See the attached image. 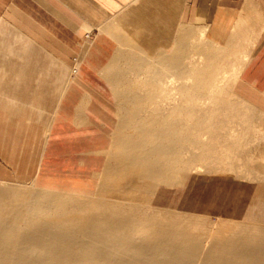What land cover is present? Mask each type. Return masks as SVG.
I'll list each match as a JSON object with an SVG mask.
<instances>
[{
  "label": "bare ground",
  "instance_id": "obj_1",
  "mask_svg": "<svg viewBox=\"0 0 264 264\" xmlns=\"http://www.w3.org/2000/svg\"><path fill=\"white\" fill-rule=\"evenodd\" d=\"M183 26L169 44L171 52L158 51L144 71L141 59L152 57L124 54L120 71L126 76L117 94L122 112L119 108L110 140L113 151L107 158V145L94 188L75 193L38 187L93 197L91 202L54 194L37 199L40 193L30 185L0 181V264H264V193L255 204L230 201L232 216L219 224L197 216L193 233L183 227L186 217L168 209L172 192L180 197L190 180H198L200 164H206L209 178L218 169H231L222 157L250 159L240 138L229 132L232 123L242 124V134L252 128V112L232 92L238 64L249 53L247 42H236L230 32L215 40L204 25ZM152 85L156 88L149 89ZM167 87L176 96L166 95ZM141 91L158 99L146 116ZM252 175L246 176L251 183L257 176ZM149 197L158 210L140 212L141 206L150 207ZM167 218L177 221L166 224Z\"/></svg>",
  "mask_w": 264,
  "mask_h": 264
},
{
  "label": "crops",
  "instance_id": "obj_2",
  "mask_svg": "<svg viewBox=\"0 0 264 264\" xmlns=\"http://www.w3.org/2000/svg\"><path fill=\"white\" fill-rule=\"evenodd\" d=\"M178 25L255 35L234 90L264 113V0H0V181L89 193L118 123L124 54L154 56Z\"/></svg>",
  "mask_w": 264,
  "mask_h": 264
},
{
  "label": "rangeland",
  "instance_id": "obj_3",
  "mask_svg": "<svg viewBox=\"0 0 264 264\" xmlns=\"http://www.w3.org/2000/svg\"><path fill=\"white\" fill-rule=\"evenodd\" d=\"M179 26H183V25H178V27ZM184 26H186V28L191 27L194 29L197 27V26H193V25H184ZM234 27L235 28H233L230 33L237 35V36L240 34L243 35L242 38L235 36V38H234L235 41L236 42H247L246 48L248 47L247 48L248 52H250V49H251V47L255 41V35H250V34L244 35V32L238 31V27L236 25ZM175 31H176V29L173 30L172 38L175 35ZM86 39H89V37H87ZM91 41H89L87 44H85L86 46H85L82 54H84L85 51L88 50V47H89ZM127 44L128 43H125V45H127ZM125 45L117 46L113 51H115L119 48H122ZM130 45L132 46V48L136 49L134 47V45H132V44H130ZM171 50H172V48H170L168 45V47H166L165 51L162 53H164V55H166V54L170 53ZM143 53H144V51H143ZM145 55L150 56V54H145ZM248 56H249V53H247L246 56H243V58L240 60V62L238 64L239 67H241V68L238 69V72L236 74V78L234 80L235 82L232 81L233 82L232 83L233 84L232 92L236 93V91L234 90V85H235L236 81L238 80V77H239L242 69L244 68V66L246 64ZM82 58L83 57H81V56L79 58H76L75 65L77 63H82ZM156 58L157 57L141 59L142 63L146 64V65H143V67H142L143 70L142 69L141 70L144 71V69L147 68L148 65L151 66L152 64H154V60H156ZM194 58L196 59L197 56H195ZM75 65L72 67V70H71V72L73 74H75L74 69L78 70L77 66H75ZM103 66L104 65H102L101 69L103 68ZM101 69H100V71H101ZM100 71H99V73H100ZM131 74L134 75L136 73L131 71ZM130 79H131V82L132 81L135 82L136 77L133 76ZM130 79H127V80L130 81ZM185 81H186V79H185ZM131 82H129V84L127 85L128 88L125 85L126 90L130 89L129 86L131 87ZM219 84H220V86H222L223 82H220ZM141 86H143V85L141 84ZM148 88L154 89L156 87H153V85H152V86H149ZM170 89H171L170 87H167V90H170ZM175 92L176 91L174 89H172V90L168 91L166 95H168V96L170 95L171 97H174V96H176ZM140 93H141V95H144V98H147L144 101V107H143L142 112H141L142 116H146L147 112L145 110L147 108H149V106H151L152 104H155L156 102H158L157 101L158 99H154L153 98L154 96H152V95L148 96L149 94L145 95L144 91H141ZM235 93H232V94L234 95ZM125 94H124V96H125ZM154 94H155V90H154ZM128 95H126L127 98L128 97L132 98V96H133V94H131L130 96H128ZM236 95H234V96L237 97L238 100L244 101L245 104L247 105V107L249 108L250 112H252V114H253L252 118L253 119L249 122V124H250L249 126H251L253 129L252 128L247 129V130L243 131V134H242V133H240L242 130V124L232 123V127H231L232 129L229 132L232 133L233 135H237L240 138V142L243 143L245 145L244 148H246L243 151L247 150L246 152H244L245 153L244 155L245 156L248 155V157L250 159L248 161L247 160L235 161L229 157H222L223 160L227 164L228 163L230 164L231 169H229V171H222V170L218 169V170L214 171L215 173L212 174V176L210 175L209 178H208V176L204 175L205 170H206L204 167L206 164L205 163L200 164V166H197V168H196L197 172L195 171L198 180H195L194 182L192 180H190L191 183L188 184V186L186 187V189L183 192V195H181L180 197H177V194H175V192L171 193V195L169 196V199H171V205L169 206L170 208H168V209H170V210L172 209L173 212H177V213L180 212L179 214H180V216H182L181 218H183V216L186 217V219L183 218V220H181V221H182L183 227L185 228L186 232H188V233H193V227H194L193 224L196 222L195 218L197 216L204 217V218H206L207 221L210 220L209 221L210 223L219 224L218 222H220L221 220H225L226 217L228 218V217L232 216V212H231L232 207H231L230 201L242 199L243 201H246L250 204H255V203H258L260 201V193H264V174H263V172H264V130H263L264 125L262 126L260 124V122H263V120H264V113L262 111L258 110L255 106L250 104L245 99L243 100L242 97L240 98V96L237 93H236ZM159 101H160V99H159ZM123 102H124L125 107L129 104L127 99H124ZM120 111L122 112V108H120ZM114 113L116 115L115 109H114ZM261 116L263 117V120H261V118H262ZM115 122H116V117H115ZM222 132H223V130L220 131V134ZM205 137L206 136H203V138H205ZM217 137H220V135H218ZM108 146H109V149L107 151L108 152L107 158L110 157L109 155L113 151L112 142H109ZM259 172H260V174H259ZM250 173H251V175L253 174L252 175L253 178L257 175L256 176L257 178L255 177L256 180L254 179L252 181V183L246 177ZM259 180L261 181V183ZM1 182H4V181H1ZM4 183L5 184H11V185H19V184L30 185L32 188V192L35 193L37 191L38 194L40 193V195L37 199H41V197H40L41 194L72 196V197H75L76 199H80V200L86 201V202H88V201L91 202L93 199V197L91 199L90 197H80V196H75L72 194H63V193H57V192L43 190V189L38 188L39 186H43V185H38V184L33 183V182H29V183L4 182ZM262 183H263V185H262ZM254 187H256V190L254 189ZM37 193H35V194H37ZM207 198H209V200H208V202H205L203 199H207ZM150 201H151V198H150ZM148 202H149V200H148ZM152 202L153 201L149 202L150 207L148 208V210H146L147 208L144 209V207L141 206L142 210L140 209V212L143 210L150 211L153 208H155V210H158V209H156V207L151 208L152 205L150 203H152ZM152 204H154V203H152ZM90 205H91V208L96 207V205L93 203H90ZM153 206H155V205H153ZM157 208H159L160 213L162 211L166 212V210H167V209H161L160 210V207H157ZM57 211L58 210H56V209H55V211L53 208L51 209L52 213H56ZM123 214H125V213H122L119 215H123ZM181 218H178V219H181ZM148 220H150V221L152 220L151 216L146 218L147 222H149ZM172 221H177V220H173V218L172 219L171 218L163 219V222L166 224H171ZM142 225L143 224H137L136 227H140Z\"/></svg>",
  "mask_w": 264,
  "mask_h": 264
}]
</instances>
